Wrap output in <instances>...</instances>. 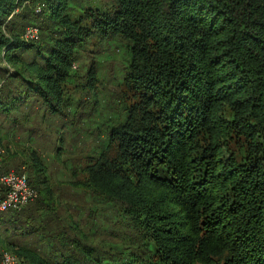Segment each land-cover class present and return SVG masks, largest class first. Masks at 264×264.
<instances>
[{
  "label": "trees",
  "instance_id": "16d2710c",
  "mask_svg": "<svg viewBox=\"0 0 264 264\" xmlns=\"http://www.w3.org/2000/svg\"><path fill=\"white\" fill-rule=\"evenodd\" d=\"M22 6V36L1 35L0 48L10 61L40 64L51 83L21 71L7 77L0 63V119L22 114L33 97L63 115L72 63L92 37L125 44L122 84L137 100L124 121L109 123L99 157L86 154L89 166L75 173L79 188L93 190V211L113 209L105 222L129 247L70 236L77 226H66L68 218L51 226L59 219L48 209L46 228L31 230L44 232L45 253L24 250L26 263L264 264V0H105L96 8L88 0H0V27ZM27 27L40 30L38 40L25 39ZM89 75L85 88L96 85ZM143 184L174 195L189 235L179 236L166 200L150 199ZM19 212L0 213V227Z\"/></svg>",
  "mask_w": 264,
  "mask_h": 264
},
{
  "label": "rangeland",
  "instance_id": "374dc122",
  "mask_svg": "<svg viewBox=\"0 0 264 264\" xmlns=\"http://www.w3.org/2000/svg\"><path fill=\"white\" fill-rule=\"evenodd\" d=\"M88 1L93 8L105 4V0ZM27 10V6H22L7 16L5 24L0 27V36H22L26 26L22 28L21 25L26 20L19 16L24 15ZM29 28L38 30L36 27H27ZM38 35H41L40 30ZM77 56L71 67L72 78L67 83L64 98L67 101L64 109L62 107L63 115L53 116L51 110L41 105V100L33 97L29 100L28 107H23L22 114L12 116L10 120L0 119V147L5 151V170L26 171L40 191L38 198L19 212V221L1 225L0 264H5L6 254L14 256L17 264H27L28 260L22 254L25 253L24 250L36 249L37 253L43 255L46 249L44 232L32 233L31 230H39L41 223L46 228L44 221L48 209L52 217L60 220L51 222V226H61L62 220L68 218L66 226H77V230L74 227L71 229L70 236L77 232L89 233L88 242L100 249H108L114 243L127 245L126 247L131 244L130 240H120V237L116 239L113 233L117 225L105 222L111 218L113 209L106 206L104 210L93 211L97 207L93 203V190H83L75 183L76 180L83 179V176L77 178L75 173L83 175L84 169L89 166L88 159L84 156L92 154L99 157L97 150L102 145H108L109 123L124 121L126 108L137 102L134 94L122 84L129 54L125 44L119 40L107 41L92 37L83 44ZM0 63L7 69V77L21 71L46 87L51 83L46 81V73L44 74L40 64L34 66L36 64H31V59L23 63L10 61L5 47L0 48ZM90 70L94 71L97 78L96 85L85 88L90 80ZM1 86L0 84V88ZM230 114L228 110L223 115L228 119ZM142 186L145 189L143 192L152 195L150 199H157V195L161 194L166 201L160 204L163 212L169 213L167 217L172 219L169 222L172 223L171 227L180 231L179 236L182 233L189 235L191 231L185 227L186 216L179 201L173 200L174 195L163 193L153 185ZM46 188L49 193L42 194L41 190L46 191ZM5 227L9 230L6 231Z\"/></svg>",
  "mask_w": 264,
  "mask_h": 264
},
{
  "label": "built area",
  "instance_id": "2783aa9c",
  "mask_svg": "<svg viewBox=\"0 0 264 264\" xmlns=\"http://www.w3.org/2000/svg\"><path fill=\"white\" fill-rule=\"evenodd\" d=\"M25 36L31 40L39 39L38 30L34 28H29ZM4 153L0 147V213L21 211L38 198V190L31 185L26 171L5 170ZM4 263L17 264V259L6 254Z\"/></svg>",
  "mask_w": 264,
  "mask_h": 264
}]
</instances>
